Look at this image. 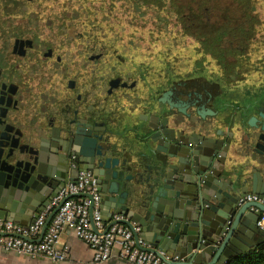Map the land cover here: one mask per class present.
<instances>
[{
	"label": "water",
	"instance_id": "95a60500",
	"mask_svg": "<svg viewBox=\"0 0 264 264\" xmlns=\"http://www.w3.org/2000/svg\"><path fill=\"white\" fill-rule=\"evenodd\" d=\"M96 113L98 127L88 109L59 133L43 128L24 133L0 96V217L33 221L67 181L87 169L104 204L123 216L116 221L138 223L136 236L151 245L143 248L163 251L170 263L225 264L248 250L255 232L264 241L257 224L264 214V109L241 124L240 135L226 140L215 137L213 119L199 115L164 116L157 126L125 121L129 115L111 104ZM71 163L79 170L67 174ZM248 167L258 172L251 190ZM250 193L262 201L243 200ZM27 211L32 214L24 216Z\"/></svg>",
	"mask_w": 264,
	"mask_h": 264
},
{
	"label": "flooded vegetation",
	"instance_id": "af4514ba",
	"mask_svg": "<svg viewBox=\"0 0 264 264\" xmlns=\"http://www.w3.org/2000/svg\"><path fill=\"white\" fill-rule=\"evenodd\" d=\"M33 3L43 4L41 0H0V8ZM44 6H49L47 1ZM24 25L18 21L9 29L0 26V96L9 102L18 131L43 128L59 133L66 123L80 122L88 109L98 127L101 119L96 111L102 106L111 104L123 114L135 109L139 100L146 108H156L162 117L199 115L208 122L212 120L211 104L216 98L225 99L212 81H184L164 71L150 80L149 71L142 67H134L135 75L129 69L119 70L110 60L124 61L120 52L108 54L103 36L85 32L84 27L82 32L67 34L58 32V26L53 30L36 23ZM259 93L264 95V85ZM77 167L71 163L67 174Z\"/></svg>",
	"mask_w": 264,
	"mask_h": 264
},
{
	"label": "rangeland",
	"instance_id": "374dc122",
	"mask_svg": "<svg viewBox=\"0 0 264 264\" xmlns=\"http://www.w3.org/2000/svg\"><path fill=\"white\" fill-rule=\"evenodd\" d=\"M44 1L49 6H44ZM167 1L41 0L43 4L0 8V26L9 29L18 21L24 23L25 27H32L36 23L44 29L48 27L54 30L58 26V32L67 34L82 32L84 27L85 32L103 36L102 43L107 47L108 54L113 50L120 52L124 61L113 57L110 60L115 61L119 70L128 72L126 70L129 69V73L135 75L137 68L134 67H142L146 73L149 71L147 79L150 80H156L157 75L164 71L184 81L195 79L211 82L219 77L227 86L237 81H224L225 73L221 65L210 54L202 51L194 35L184 33L175 8H169V2L172 1ZM211 3L212 21L217 22L220 16L218 1L213 0ZM220 4L229 17L239 18L240 10L233 0H221ZM254 5L255 35L252 38L249 36L244 51H241V83L238 82H245L249 88L256 85L255 82L264 85V0H254ZM233 21L230 25L234 24ZM235 57L230 56L229 62Z\"/></svg>",
	"mask_w": 264,
	"mask_h": 264
},
{
	"label": "built area",
	"instance_id": "2783aa9c",
	"mask_svg": "<svg viewBox=\"0 0 264 264\" xmlns=\"http://www.w3.org/2000/svg\"><path fill=\"white\" fill-rule=\"evenodd\" d=\"M102 193L91 170L82 169L76 180L67 181L46 208L31 222L19 223L0 217V247L6 251L26 256L48 258L55 262L64 261L68 247H58L63 231H74L93 250V259L102 262L113 256L118 247L120 257L135 264H180L170 263L163 251L143 248V241L136 236L141 226L118 222L107 224L102 216ZM243 200H259L256 194H248ZM61 203V204H60ZM44 233L47 218L56 206ZM264 229V214L257 222ZM173 260H178L177 256Z\"/></svg>",
	"mask_w": 264,
	"mask_h": 264
},
{
	"label": "crops",
	"instance_id": "0c3cea01",
	"mask_svg": "<svg viewBox=\"0 0 264 264\" xmlns=\"http://www.w3.org/2000/svg\"><path fill=\"white\" fill-rule=\"evenodd\" d=\"M220 81L221 80L219 77L212 79V82H215L216 91H219V93L222 91L224 93L223 95L225 96V99L219 101V99L216 98L211 104L210 110L212 112V119L215 121V127L213 130L215 137L226 140L227 138H230L232 134L240 135L241 124L247 123L253 114L258 115V112L261 110V108L262 110L264 109V95L261 96L258 89V86H260L261 82H255L256 85L250 87V89L248 84L245 82H243V84H239L241 81H237L227 86ZM256 91L258 92L257 96L254 95ZM241 99L242 101H240ZM238 111L241 112L238 113ZM126 114L129 116L124 115L123 119L125 121L126 119H129L132 123L152 122V124L157 126L161 125L162 123L161 113L157 112L156 108L151 110L144 107L141 100H139V104L135 107V109H133V111H127ZM173 125L174 124H171V126ZM176 130L177 132L180 131L179 128H176ZM130 136L133 138L136 137L134 133H130ZM245 172L247 180L246 184L248 189L251 190L255 177L254 175H256V173L258 174V172L250 167H248ZM257 180L258 176L255 178V181ZM259 200L262 201L261 199ZM101 210L103 220L107 224L112 223L117 216L123 218L121 215L112 214V211L104 204V202H102ZM30 214L32 213L27 211L24 216H28ZM18 222L28 223L29 220L25 218ZM261 235V232L257 231L252 234L249 239H247L248 243H246V246L251 245L248 250H246V252L248 251L247 253L259 246H264V241H262L263 236ZM57 245L60 248L67 246L69 250L68 257L62 262H55L44 257L21 255L15 252L6 251L0 247V264H135L120 257L118 247L114 249L113 256L110 259L102 262L95 261L93 259V250L89 244L79 238L74 231L68 229L62 232ZM143 247L150 248L151 245L143 242Z\"/></svg>",
	"mask_w": 264,
	"mask_h": 264
},
{
	"label": "trees",
	"instance_id": "16d2710c",
	"mask_svg": "<svg viewBox=\"0 0 264 264\" xmlns=\"http://www.w3.org/2000/svg\"><path fill=\"white\" fill-rule=\"evenodd\" d=\"M171 1L172 3L169 2L171 4L169 8H175V11H173L178 15L184 33L194 35L200 43L202 51L210 54L218 61L225 73L224 81L240 79L239 74L242 73L239 70V66L242 64V61H240L241 51H244L247 39L255 35L254 0H233L237 5L236 8L240 10L239 18L229 17L220 4L221 0H217L220 12L217 22L212 21L210 13L209 5L212 4L213 0ZM232 20H234V24L230 25ZM245 21L248 22L245 23ZM234 55L237 58L235 57L229 62L228 58ZM247 252L234 255L226 264H264V246H259L249 253Z\"/></svg>",
	"mask_w": 264,
	"mask_h": 264
}]
</instances>
